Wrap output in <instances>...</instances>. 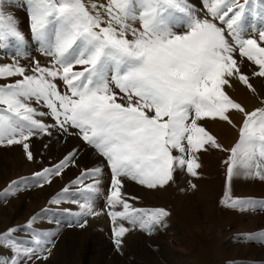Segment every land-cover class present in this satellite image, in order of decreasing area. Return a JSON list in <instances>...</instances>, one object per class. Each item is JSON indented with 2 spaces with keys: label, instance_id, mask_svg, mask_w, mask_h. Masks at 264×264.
Returning <instances> with one entry per match:
<instances>
[{
  "label": "snow or ice",
  "instance_id": "6c2138e0",
  "mask_svg": "<svg viewBox=\"0 0 264 264\" xmlns=\"http://www.w3.org/2000/svg\"><path fill=\"white\" fill-rule=\"evenodd\" d=\"M23 5L30 39L49 63L0 64V146H20L33 161V137L75 135L102 158L49 201L78 206L75 213L64 210L77 218L69 227L84 228L87 217L101 214L95 200L105 168V203L117 250L137 227L149 235L166 227L171 213L136 207L138 197L126 194V184L162 190L175 182L178 170L199 177L200 154L210 150L227 153L220 204L264 210V200L231 193L235 178L264 181V107L249 111L226 90L236 81L257 95L242 65L249 62L255 66L251 76L264 78V26L254 29L258 38H245V21L252 16L264 25V0H202L203 16L190 0H23ZM6 6L0 0V48L14 43L19 55L29 37ZM234 114L241 117L239 139L226 148L204 122L236 127ZM78 154L73 149L51 167L11 181L0 191V202L50 185L78 166ZM189 187L197 185L189 181ZM47 211L0 234V264H45L58 231L33 226ZM21 229L25 238L16 236ZM237 238L264 241V232Z\"/></svg>",
  "mask_w": 264,
  "mask_h": 264
},
{
  "label": "rangeland",
  "instance_id": "374dc122",
  "mask_svg": "<svg viewBox=\"0 0 264 264\" xmlns=\"http://www.w3.org/2000/svg\"><path fill=\"white\" fill-rule=\"evenodd\" d=\"M104 2L106 0H85L86 4ZM190 2L196 7L198 14L203 16L202 0ZM4 10L19 20L21 30L29 39L27 46L19 50V55L14 43L0 48V64L10 63L14 59L25 66L30 65L33 59L39 60L41 64H48L49 58L42 55L36 42L30 39L27 8L23 5V0H7ZM245 23L248 26L245 38H258L254 29L264 26L261 21L248 16ZM135 26L139 27V23ZM254 69V65L243 62L242 70L250 75L257 95L236 81L231 88H226L228 94L249 111L264 107L261 103L264 101V78L251 76ZM232 118L236 127L224 122H204L226 148L234 146L239 139L241 117L234 114ZM41 119L52 123L48 117ZM73 149H79L78 166L66 169L62 177L54 178L50 185L43 188L32 187L8 198L7 202H0V234L10 227L25 225L31 216L41 213L42 209H48L33 226L39 231H58V235L53 237L55 247L45 264H264V241H244L237 238L264 232V210H230L220 204L226 190L223 161L227 158V153L219 150L200 154L199 177H191L185 171L178 170L175 182L162 190H148L134 182L126 184V194L138 197L134 202L136 207H163L171 216L167 218L166 227L157 228L151 235L138 227L133 229L124 237L120 250L114 244L112 223L105 203L109 185L107 168L101 191L97 194L100 196L96 197L101 214L87 217L86 227H69V224L75 225L77 218L64 210L69 209L71 213H75L79 211L77 205L49 203L65 186L77 179L81 172L101 162L102 158L78 136L33 137L30 141V150L35 157L33 161L26 158L20 146H0V191L13 180L31 177L34 172L51 167ZM189 181L197 187L191 189ZM88 182L91 181H86ZM231 193L233 197L264 200V181L258 178H235ZM125 226L131 228L127 223ZM16 236L25 238V231L21 229Z\"/></svg>",
  "mask_w": 264,
  "mask_h": 264
},
{
  "label": "bare ground",
  "instance_id": "6f19581e",
  "mask_svg": "<svg viewBox=\"0 0 264 264\" xmlns=\"http://www.w3.org/2000/svg\"><path fill=\"white\" fill-rule=\"evenodd\" d=\"M98 196H100V195H98ZM98 196H97V197H98ZM95 201H96V202H95V208H96L97 211H100V209L98 208L99 206L97 205V199H96Z\"/></svg>",
  "mask_w": 264,
  "mask_h": 264
}]
</instances>
